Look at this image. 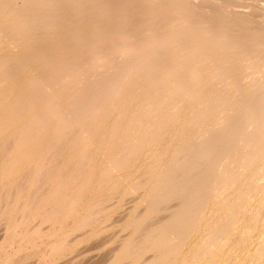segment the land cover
Listing matches in <instances>:
<instances>
[{"label": "bare ground", "instance_id": "1", "mask_svg": "<svg viewBox=\"0 0 264 264\" xmlns=\"http://www.w3.org/2000/svg\"><path fill=\"white\" fill-rule=\"evenodd\" d=\"M92 249L264 264V0H0V264Z\"/></svg>", "mask_w": 264, "mask_h": 264}, {"label": "rangeland", "instance_id": "2", "mask_svg": "<svg viewBox=\"0 0 264 264\" xmlns=\"http://www.w3.org/2000/svg\"><path fill=\"white\" fill-rule=\"evenodd\" d=\"M92 250H93V251H92V252H93L92 254H89L90 252H88V253L86 252L87 255H86L85 253L80 254L81 256L79 255V257H78V261H79V262L76 260V262H78V263H76V262H75V263H76V264H83V263L86 264V263H88V262L90 263V258H91V257L93 258V261H92V262H94V259L96 260V259L100 258V256H101V254H102L103 251H100V250L97 251V249H92ZM96 251H97V252H96ZM98 252H100V253H98ZM97 254H99V255H97ZM84 255H85V257H84ZM90 255H91V256H90ZM96 256H97V257H96ZM83 257H84V258H83ZM87 257H88L89 261L87 260ZM94 257H95V258H94ZM82 260H83V261L85 260V262H83ZM80 262H81V263H80ZM92 262H91V263H92ZM89 263H88V264H89ZM91 263H90V264H91Z\"/></svg>", "mask_w": 264, "mask_h": 264}]
</instances>
